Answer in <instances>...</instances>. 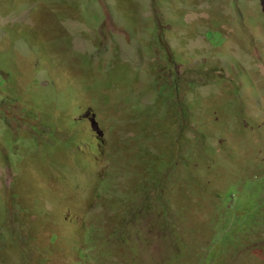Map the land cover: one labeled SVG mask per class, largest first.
Instances as JSON below:
<instances>
[{
	"label": "rangeland",
	"instance_id": "374dc122",
	"mask_svg": "<svg viewBox=\"0 0 264 264\" xmlns=\"http://www.w3.org/2000/svg\"><path fill=\"white\" fill-rule=\"evenodd\" d=\"M159 152L169 200L140 214ZM15 230L57 235L34 264H264V0H0V264H23Z\"/></svg>",
	"mask_w": 264,
	"mask_h": 264
},
{
	"label": "trees",
	"instance_id": "16d2710c",
	"mask_svg": "<svg viewBox=\"0 0 264 264\" xmlns=\"http://www.w3.org/2000/svg\"><path fill=\"white\" fill-rule=\"evenodd\" d=\"M216 33H217L216 35L219 38V40L217 41L215 46L219 47V46L223 45L225 40H224V37L221 33H219V32H216ZM214 34H215V32H212L211 36H214ZM211 76H212V73L208 75V77H211ZM180 84H181V82L177 81V79L174 78L172 83H166V84H163L162 87L160 86L161 91H162L161 94L163 92L164 93L169 92L172 95L179 93V86L178 85H180ZM191 85L192 84H190V87L192 88L194 85H192V86ZM95 87H96V85L94 86V88ZM180 109L182 111V115H184V118L182 119V125L179 128L180 132L178 133V135L176 137H178L181 142L184 140V144H185V133L186 132L184 131V129H185L184 121L187 119V116H188L187 113L188 112H187V109L184 108L183 106H181ZM89 110L91 113L93 112L91 107H89ZM151 123H153V122H151ZM161 127L162 126H160L157 129L158 134H159L158 137H163L165 139V141H163L162 144L170 147L171 145L168 144L170 133H167L164 136L163 135L164 133L163 134L161 133ZM144 130H145V128L140 133H144ZM192 140H194V134L192 135ZM148 151L149 150H146L145 152H148ZM146 154H148V153H146ZM139 159L141 162L143 161L142 162L143 167L141 168V170L136 172V175L139 176V179L138 178L135 179L136 189L133 192L135 194H137V193L141 194L142 201L140 203H137V202L134 203L138 207H136L134 205L133 206H134L135 211H137L140 214L141 213L144 214V213H146V209L152 210L155 207L156 202L163 203V202H166L169 200L168 196L170 194V188H171L169 184L172 182V179L170 177L164 176L163 173L158 175V168H157L158 166L165 165L166 168L168 166V164H167L168 162L165 161L164 154H162L161 152H159L156 156L151 155V157L149 156L146 159H142L139 157ZM180 159L182 161V166L188 167V160L186 159V157H184L182 155V157ZM142 177H145V180L143 182H141V184H140ZM100 183H101V179H100ZM234 190H235L234 187H230L225 191L224 194H226V200L227 201L233 197ZM16 200H17V198L13 194V198H12L13 203H17ZM121 201H123V204H129V202L126 199H124V200L121 199ZM166 209H167L166 212L168 213V212H170L171 207H167ZM249 210L251 213L254 212L255 211L254 206L250 207ZM175 214H176V211H175ZM252 217L253 216L249 215L245 220V224H246V227L248 230V234L251 232L254 233L256 227L258 226L256 224L255 220L253 222ZM165 218L169 219L170 216H165ZM123 219L124 218H122L121 221H123ZM169 225H171V224H169ZM40 227L45 228L44 224L42 222H40L39 219H36V225H34V231L40 232L41 231ZM119 227L121 230L119 237L123 238L125 236V234H123V232H122L123 222L119 223ZM124 227H125V225H124ZM85 231H86V229H85ZM94 231H95L94 229L90 230V228H89V229H87V232L85 234V242L89 243L90 246H92V247H94L95 242H96V237H95ZM21 234H22L21 231L15 230V231H11L10 236L12 238L17 239L18 242L22 243V248L24 250L23 251L24 252L23 264H34L36 258L43 260V261L49 260L51 254H53L52 251L54 250L53 249L54 246L52 245V243H54V244L57 243V235L53 234L51 236V239H50L51 244L49 246L44 247L40 243L33 242V240L35 238L39 237L38 235H34L33 233L29 234L27 236L26 241H24L21 237ZM228 236H229L228 231L223 232L220 235L219 240L221 242H224V240H226L228 238ZM172 241H173L172 245L176 246V245H179V242L181 240L178 238V239H174ZM261 241H263V239H261L259 237V235L254 234L252 237H246L242 241V244H243V247H245L246 249H249V251H250L252 249L259 248ZM215 245L212 244L208 248V251L205 253L204 256H207L213 249H215ZM87 248H89V247H87ZM76 254L80 257L81 261H86L88 259L87 253H86L84 248H79V250L77 251ZM34 257H35V259L33 261ZM214 257L215 256L208 257L207 262H205V263L208 264V262H210ZM41 264H44V263H41Z\"/></svg>",
	"mask_w": 264,
	"mask_h": 264
},
{
	"label": "clouds",
	"instance_id": "9594fccd",
	"mask_svg": "<svg viewBox=\"0 0 264 264\" xmlns=\"http://www.w3.org/2000/svg\"><path fill=\"white\" fill-rule=\"evenodd\" d=\"M238 191V190H237ZM233 196H235V193L233 194ZM258 208V205L254 206V210L256 211ZM249 215L253 216L252 213H250ZM245 248V247H244ZM246 249V248H245ZM246 250H249V249H246Z\"/></svg>",
	"mask_w": 264,
	"mask_h": 264
}]
</instances>
